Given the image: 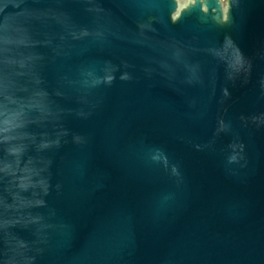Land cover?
I'll return each mask as SVG.
<instances>
[{
    "label": "water",
    "instance_id": "water-1",
    "mask_svg": "<svg viewBox=\"0 0 264 264\" xmlns=\"http://www.w3.org/2000/svg\"><path fill=\"white\" fill-rule=\"evenodd\" d=\"M0 264H264V0H0Z\"/></svg>",
    "mask_w": 264,
    "mask_h": 264
},
{
    "label": "rangeland",
    "instance_id": "rangeland-1",
    "mask_svg": "<svg viewBox=\"0 0 264 264\" xmlns=\"http://www.w3.org/2000/svg\"><path fill=\"white\" fill-rule=\"evenodd\" d=\"M187 1L188 0H180L183 8L187 5ZM221 5H222L223 11H224V19H225L226 18L227 2L226 1L221 2Z\"/></svg>",
    "mask_w": 264,
    "mask_h": 264
},
{
    "label": "flooded vegetation",
    "instance_id": "flooded-vegetation-1",
    "mask_svg": "<svg viewBox=\"0 0 264 264\" xmlns=\"http://www.w3.org/2000/svg\"><path fill=\"white\" fill-rule=\"evenodd\" d=\"M223 1H226L227 2V0H221V2H223Z\"/></svg>",
    "mask_w": 264,
    "mask_h": 264
}]
</instances>
